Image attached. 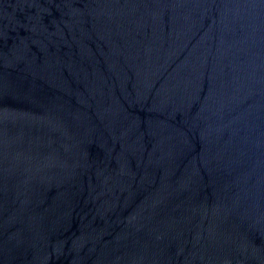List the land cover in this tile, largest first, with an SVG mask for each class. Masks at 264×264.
<instances>
[{
	"label": "water",
	"instance_id": "water-1",
	"mask_svg": "<svg viewBox=\"0 0 264 264\" xmlns=\"http://www.w3.org/2000/svg\"><path fill=\"white\" fill-rule=\"evenodd\" d=\"M0 264H264V0H0Z\"/></svg>",
	"mask_w": 264,
	"mask_h": 264
}]
</instances>
